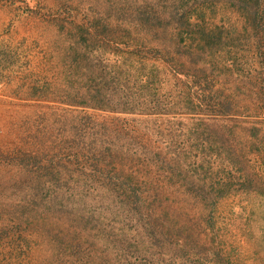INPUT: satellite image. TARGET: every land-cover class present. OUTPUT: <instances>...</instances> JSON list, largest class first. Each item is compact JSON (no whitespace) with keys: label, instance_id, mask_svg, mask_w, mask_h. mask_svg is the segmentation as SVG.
I'll list each match as a JSON object with an SVG mask.
<instances>
[{"label":"rangeland","instance_id":"rangeland-1","mask_svg":"<svg viewBox=\"0 0 264 264\" xmlns=\"http://www.w3.org/2000/svg\"><path fill=\"white\" fill-rule=\"evenodd\" d=\"M172 1L0 0V264H264V0Z\"/></svg>","mask_w":264,"mask_h":264},{"label":"trees","instance_id":"trees-1","mask_svg":"<svg viewBox=\"0 0 264 264\" xmlns=\"http://www.w3.org/2000/svg\"><path fill=\"white\" fill-rule=\"evenodd\" d=\"M236 0H175L172 1V7H173V14L174 16H176V14H179L182 10L183 12V16L188 12L185 8L186 5H193L195 10V16L197 17L198 21L197 22H192L190 21V19H188V17H186V20L182 21V22H178L176 21V25H175V32L179 33L180 28H184L186 31L190 30V34H191V39L197 40L204 37L205 33H206V21H209V13H213L214 9L216 8L215 6L217 5L218 2H228V6H233L235 4ZM243 0H237L238 3H240L241 5H239V11L238 13L240 15H245L249 16V13H251V11H249V9L245 8L243 6L244 3H242ZM236 2V3H237ZM241 10V12H240ZM182 16V17H183ZM203 40L206 43H209L210 41H208L207 39H205V37L203 38Z\"/></svg>","mask_w":264,"mask_h":264}]
</instances>
